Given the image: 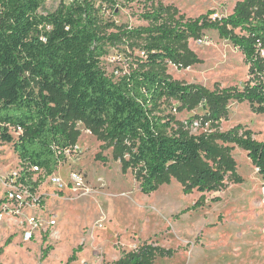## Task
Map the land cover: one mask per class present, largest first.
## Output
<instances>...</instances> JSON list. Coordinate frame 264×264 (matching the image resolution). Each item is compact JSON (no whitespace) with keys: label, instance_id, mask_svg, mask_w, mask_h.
<instances>
[{"label":"rangeland","instance_id":"obj_1","mask_svg":"<svg viewBox=\"0 0 264 264\" xmlns=\"http://www.w3.org/2000/svg\"><path fill=\"white\" fill-rule=\"evenodd\" d=\"M60 1L46 0L39 12L53 11ZM240 5L251 16L264 15V0H141L103 7L101 16L134 28L147 25L142 12H160L163 22L174 24L205 14L220 19ZM98 31L119 29L101 23ZM232 31L244 34L238 28ZM142 43L122 36L108 47L100 60L106 76L116 79L134 70L151 69L172 81L216 93L264 82V71L262 76L251 73L241 51L215 29L174 43L180 64L168 61L145 66ZM260 57L264 70L263 52ZM223 111L218 120L210 119L203 99L188 105L168 99L160 107L173 130L213 134L212 142L226 148L224 153L241 178L233 183L227 172L219 190L205 192L204 203L184 213L200 193L185 194L171 174L154 192L142 194L135 169L123 167L122 158L128 154L119 155L114 142L82 120L69 122L74 143L55 173L64 177L68 170H80L89 192L59 190L46 178L31 200L22 204L5 200L6 183L18 170V159L11 144L0 140V264H114L141 245L167 252L156 255L153 264H264V178L244 149L217 137L236 130L264 141V113H254L248 102L233 98L226 100Z\"/></svg>","mask_w":264,"mask_h":264},{"label":"trees","instance_id":"obj_2","mask_svg":"<svg viewBox=\"0 0 264 264\" xmlns=\"http://www.w3.org/2000/svg\"><path fill=\"white\" fill-rule=\"evenodd\" d=\"M45 1L0 0V140L11 144L18 159L16 183L25 184L30 197L66 161L65 150L74 143L72 120L99 128L115 143L119 155L128 154L122 158L123 167L135 169L142 194L154 192L171 174L185 194L200 193L181 213L200 207L205 192L224 185L227 172L233 183L241 179L224 153L226 148L212 142L213 134L173 130L159 111L168 99L184 105L203 99L209 118L218 120L224 115L226 100L233 98L248 102L254 113H264V82L216 93L172 81L151 69L113 79L106 76L100 60L108 47L126 36L142 40L145 66L168 61L180 64L174 43L215 29L241 51L251 73L262 76L264 15L251 16L240 5L220 19L205 14L168 24L160 12L148 11L140 14L147 25L133 28L103 18L101 11L141 0H61L53 11L41 13ZM101 23L119 31L101 33ZM228 26L244 34H236ZM247 134L235 130L217 137L244 149L264 178V141ZM166 254L158 246L141 245L114 264H153L156 255Z\"/></svg>","mask_w":264,"mask_h":264},{"label":"built area","instance_id":"obj_3","mask_svg":"<svg viewBox=\"0 0 264 264\" xmlns=\"http://www.w3.org/2000/svg\"><path fill=\"white\" fill-rule=\"evenodd\" d=\"M214 18H216V15ZM71 148L65 150L66 157ZM18 176L19 170L12 172L10 175L9 180L6 183L7 194L5 196V200L15 201L18 204H22L24 200H31L32 197H30L25 184L21 182L16 183ZM46 178L48 179V182L52 183L59 190L68 189L70 191L82 193H87L90 190V187L87 183V178L80 170H68L64 177L54 172Z\"/></svg>","mask_w":264,"mask_h":264}]
</instances>
